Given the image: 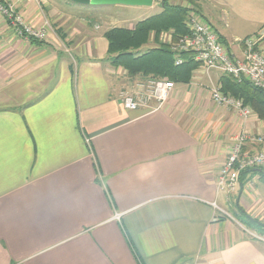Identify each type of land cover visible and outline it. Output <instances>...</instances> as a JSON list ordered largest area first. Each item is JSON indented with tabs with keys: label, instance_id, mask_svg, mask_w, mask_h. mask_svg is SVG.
<instances>
[{
	"label": "crops",
	"instance_id": "obj_1",
	"mask_svg": "<svg viewBox=\"0 0 264 264\" xmlns=\"http://www.w3.org/2000/svg\"><path fill=\"white\" fill-rule=\"evenodd\" d=\"M2 1L51 31L26 40L0 16V264H264V237L226 211L232 193L264 224V179L229 192L217 180L230 141L264 135V120L211 101L222 74L196 70L160 109L130 111L120 94L144 79L108 60L103 35L121 22L110 10L85 22L54 0ZM176 5L237 57L241 39L264 32V0ZM147 8H132L139 21Z\"/></svg>",
	"mask_w": 264,
	"mask_h": 264
},
{
	"label": "built area",
	"instance_id": "obj_2",
	"mask_svg": "<svg viewBox=\"0 0 264 264\" xmlns=\"http://www.w3.org/2000/svg\"><path fill=\"white\" fill-rule=\"evenodd\" d=\"M39 4L41 0H25ZM0 16L18 36L26 40L45 41L51 31L50 24L45 20L40 28L27 25L15 9L0 0ZM186 26L189 33L171 42V36H160L162 43H168L171 50L177 53H192L198 63V69L204 73L217 71L237 81L247 80L252 86L264 92V55L260 51L264 32L241 39L238 43L241 57L229 52L219 40L216 32L197 15L188 16ZM182 59L176 57L175 65L182 64ZM174 89V84L165 79L146 78L134 84L128 92L120 94L122 106L130 111L144 109L148 112L160 109ZM211 101L219 107L233 110L240 118L252 113L243 106L240 100L232 98L221 91L218 83L210 90ZM250 143L257 149L250 153L244 150V145ZM252 169H264V135H250L243 133L235 138L225 162L217 177L218 187L228 192L232 190L242 172ZM116 218L119 215L116 214Z\"/></svg>",
	"mask_w": 264,
	"mask_h": 264
},
{
	"label": "trees",
	"instance_id": "obj_3",
	"mask_svg": "<svg viewBox=\"0 0 264 264\" xmlns=\"http://www.w3.org/2000/svg\"><path fill=\"white\" fill-rule=\"evenodd\" d=\"M159 5V13L137 22L132 29L115 27L104 33L108 60L113 67L121 68L131 78L165 79L174 85L189 84L199 66L194 60V54L174 52L170 44L160 41L163 34L170 35L171 42H175L189 33L186 26L189 9L171 4L167 0H161ZM150 41L153 46L148 47ZM176 57L183 61L179 66L175 65ZM219 83L224 94L241 100L243 106L251 109L260 120H264L263 91L252 86L247 80L237 81L226 75L220 77ZM257 174V169L242 172L238 181L243 185L246 179ZM259 175L264 179V173ZM235 211L236 218L247 229L264 237L263 223L247 215L239 206L235 207Z\"/></svg>",
	"mask_w": 264,
	"mask_h": 264
},
{
	"label": "rangeland",
	"instance_id": "obj_4",
	"mask_svg": "<svg viewBox=\"0 0 264 264\" xmlns=\"http://www.w3.org/2000/svg\"><path fill=\"white\" fill-rule=\"evenodd\" d=\"M55 3L63 10L67 11V12H72V13H75L72 17V20H77V18L81 19V20H84V19H87L88 20L90 19L91 21H98L97 19L94 18V15L92 17H89L91 13L89 12H99L101 8H104V7H91V6H79V5H75V4H69L66 0H54ZM173 4H178L179 0H167ZM67 2V3H66ZM160 2L161 0H154V3L152 5V7H148L147 9H144V12H148V16H152V15H155L157 13H159L161 11V8H160ZM186 3L190 4L189 1H187ZM189 8L191 7V5H187ZM79 8V9H78ZM107 8V10H110L109 12L111 14H114V17L119 19L121 22L120 24H118V26L120 27H130L131 25H134L137 21L140 20V18L138 17L139 13H137L136 11H134V7H127L129 9H117L116 10V6H108V7H105ZM120 8V7H119ZM122 8V7H121ZM75 17V18H74ZM77 17V18H76ZM100 20L102 21V18H100ZM99 20V21H100ZM48 22V20H46ZM78 21V20H77ZM85 21V20H84ZM86 22V21H85ZM49 23V22H48ZM106 22L103 21V25H105L106 27H108L107 24H105ZM53 28V27H52ZM53 30V29H52ZM210 72H207L206 74H209ZM137 79H135L134 83H133V86L136 82ZM142 81V80H141ZM132 85H126L125 86V91L128 92V90L130 91L133 87ZM209 91L211 90V88L209 87L208 88ZM241 101V100H240ZM242 102V101H241ZM223 110H227L226 108H223ZM233 112V110H231ZM230 111V112H231ZM233 114V113H232ZM234 116V115H233ZM230 148H232V146L235 144V140L234 141H230ZM250 144V143H249ZM245 150V149H244ZM257 170H260L258 173H264V169H257ZM227 191V190H225ZM232 193H230V209H229V206L226 207V211L228 213H230L229 215L233 218L235 217V206H234V202H235V198L233 199L232 198ZM235 220L237 221H240L239 219L237 218H234ZM252 233H250L251 235ZM251 238H254L252 235H251Z\"/></svg>",
	"mask_w": 264,
	"mask_h": 264
},
{
	"label": "water",
	"instance_id": "obj_5",
	"mask_svg": "<svg viewBox=\"0 0 264 264\" xmlns=\"http://www.w3.org/2000/svg\"><path fill=\"white\" fill-rule=\"evenodd\" d=\"M69 4L91 7H151L154 0H66ZM260 170H257L259 172Z\"/></svg>",
	"mask_w": 264,
	"mask_h": 264
}]
</instances>
